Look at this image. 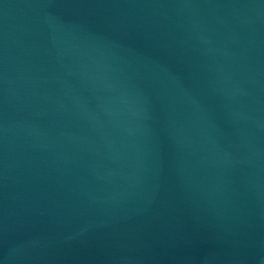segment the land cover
Returning a JSON list of instances; mask_svg holds the SVG:
<instances>
[{
	"label": "water",
	"instance_id": "95a60500",
	"mask_svg": "<svg viewBox=\"0 0 264 264\" xmlns=\"http://www.w3.org/2000/svg\"><path fill=\"white\" fill-rule=\"evenodd\" d=\"M0 264H264V0H0Z\"/></svg>",
	"mask_w": 264,
	"mask_h": 264
}]
</instances>
